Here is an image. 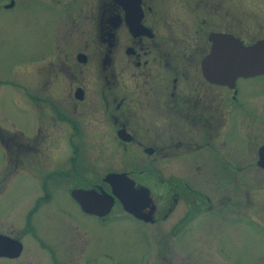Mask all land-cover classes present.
I'll use <instances>...</instances> for the list:
<instances>
[{
  "label": "flooded vegetation",
  "instance_id": "obj_1",
  "mask_svg": "<svg viewBox=\"0 0 264 264\" xmlns=\"http://www.w3.org/2000/svg\"><path fill=\"white\" fill-rule=\"evenodd\" d=\"M17 5L38 27L22 31L20 51L8 50L10 63L0 68V118L11 122L6 106L13 104L28 122L24 129L0 123V241L21 244L0 259L21 256L22 234L45 202L65 224L51 237L35 236L44 250L39 264H237L227 228L243 214L264 232L237 173L264 169V70L233 73L231 50L236 40L264 38V0H0L1 8ZM108 146L131 149L126 163L166 160L170 170L163 177L148 165L111 168ZM109 171L148 187L139 216L116 198L104 214L87 212L70 194L110 191ZM144 173L153 185L137 176ZM23 174L36 179L39 193L13 233L8 190ZM115 208L142 225L125 260L101 246L97 231L120 220L112 219ZM164 221L166 233L154 235ZM257 248L248 264H264L263 245Z\"/></svg>",
  "mask_w": 264,
  "mask_h": 264
},
{
  "label": "rangeland",
  "instance_id": "obj_2",
  "mask_svg": "<svg viewBox=\"0 0 264 264\" xmlns=\"http://www.w3.org/2000/svg\"><path fill=\"white\" fill-rule=\"evenodd\" d=\"M36 27H38V24L35 21V17H27L26 15H23L22 9H20L18 5L13 9H5L0 7V68L5 67V69H7V66L10 63L8 62L7 57L8 50L11 52L20 51L22 31L24 29ZM5 88L8 89L7 87ZM13 90L17 91L14 88ZM3 95L7 96V92H5ZM0 104L5 107L4 99L0 98ZM6 108V112L8 113V117L12 124H15L20 129H24L28 124L25 119V112H21V109L13 104L6 106ZM11 122H4L0 118V123L6 124V126L8 127H10L9 124H11ZM261 139H264V135L261 137ZM103 152H105L106 160H109V162L113 163V166H110L111 168L124 167L127 169L130 167L133 168L134 166H136L135 168L144 166L147 167L148 165L154 167V171L160 173L163 177H165L170 170L168 162L166 160L157 161L154 164H148L146 163L147 161L141 162L140 164H132L128 162L126 163V159L125 161L121 159L123 157L126 158V156L130 154L131 149L129 148L123 149L108 146L103 150ZM141 154L143 155L144 153L142 152ZM120 155L122 157H120ZM112 163H109V165H112ZM2 165L4 168L2 171H5L4 163ZM180 166L181 165L179 163L175 162L173 166L174 171H177ZM221 171L223 170L221 169ZM237 173H240L244 176L243 179L240 176L239 181L243 182L240 185H243L245 189L248 188V193H250V197L252 199L247 202V204L254 203V207H252L251 211V219L255 221V224H261L264 220V169L258 168L255 165H247L237 170ZM137 176L141 180L147 182L149 186H151V184H154L153 176L148 175V173H144L142 176L141 174H137ZM23 177L25 178H19L16 189H12L11 186L8 190V203L11 206L10 212L12 213L11 222L13 225V233H15L16 230L20 231V225L21 223H23V214L25 210L31 206L30 204L32 197H34L36 193H39V189L37 190L36 179H31L24 174ZM220 177L224 178L220 181V184L224 188L227 187V182L228 180H230L228 172L224 171V173H222V176H219V178ZM117 210L118 208L114 209L115 214L112 216V219L120 218L119 221L115 222L121 225L116 226L117 223H113L114 227L110 230L99 228L97 229V231L101 232V235L105 237L103 238V240H101V246L103 245V247L112 250V252L119 257L118 259L125 260L126 258L132 256L134 253V239L136 237L142 236V225L131 222L132 219L121 217L123 215V212L121 213V215H116ZM73 215L75 216V214ZM238 218V220L234 221V225H232V227H228L227 229L229 237L233 240L234 245L236 246L237 264H248L250 260H254L252 252H254V250L259 246L260 247L257 248V250L260 249L262 245L264 248V232L254 229L252 226H250L249 222L244 221L243 214H241V216H238ZM40 220H42L43 222ZM166 220L167 218L165 219V221ZM165 221L159 223L160 227L158 230H160V232L156 233L155 229L154 235H164L166 233L167 228L164 227L166 225ZM30 224L32 229L29 231H25L22 234L24 247L22 249L21 256L15 260L2 258L0 259V264H39V262L44 258V255L42 254L44 250L39 246L37 240L35 239V236H40V234L46 236L43 233L45 232L51 237L56 232L55 229H60V225L64 226L65 223L64 216H62L61 212L55 209V207H50L49 205H47V203L43 202L38 207V209L33 212ZM85 225L90 227L91 223L88 222ZM43 227H46L47 232L43 229ZM92 231L94 233V228H92ZM80 233L81 232H77V236H79ZM57 235L63 236L64 234L61 233V231H57ZM111 238H113L114 240H110ZM92 251H94V248L92 249Z\"/></svg>",
  "mask_w": 264,
  "mask_h": 264
},
{
  "label": "water",
  "instance_id": "obj_3",
  "mask_svg": "<svg viewBox=\"0 0 264 264\" xmlns=\"http://www.w3.org/2000/svg\"><path fill=\"white\" fill-rule=\"evenodd\" d=\"M211 44L218 43L215 36H210ZM234 48L231 50V64L233 73L246 74L264 70V38L254 43L244 45L239 40L232 42ZM215 48L211 49V55ZM146 150H148L146 148ZM264 150V146L260 151ZM263 153L260 152V156ZM264 167V162L259 163ZM103 180L110 186V191L98 187L94 188H73L70 194L77 200L80 207L96 214L106 213L113 203L114 198L122 203V206L139 216L138 207L146 204L149 200L148 188L143 184H134V180L123 171H109L103 176ZM0 241V254L15 256L19 253L21 244L14 238H4Z\"/></svg>",
  "mask_w": 264,
  "mask_h": 264
},
{
  "label": "bare ground",
  "instance_id": "obj_4",
  "mask_svg": "<svg viewBox=\"0 0 264 264\" xmlns=\"http://www.w3.org/2000/svg\"><path fill=\"white\" fill-rule=\"evenodd\" d=\"M148 188V187H147ZM151 211V209L149 210V212Z\"/></svg>",
  "mask_w": 264,
  "mask_h": 264
}]
</instances>
